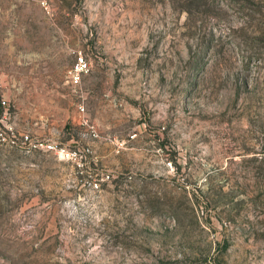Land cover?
I'll list each match as a JSON object with an SVG mask.
<instances>
[{"label": "rangeland", "instance_id": "obj_1", "mask_svg": "<svg viewBox=\"0 0 264 264\" xmlns=\"http://www.w3.org/2000/svg\"><path fill=\"white\" fill-rule=\"evenodd\" d=\"M0 81V264H264V0H0Z\"/></svg>", "mask_w": 264, "mask_h": 264}, {"label": "built area", "instance_id": "obj_2", "mask_svg": "<svg viewBox=\"0 0 264 264\" xmlns=\"http://www.w3.org/2000/svg\"><path fill=\"white\" fill-rule=\"evenodd\" d=\"M88 70V64H87V60L85 59L84 55L78 51L76 53L74 62L70 65L69 69H68V78L69 81L73 84L78 83L81 80V76L84 72H86ZM2 86V83L0 81V88ZM6 103V101L4 99H0V107L3 106ZM79 108L82 110L83 109V105H79ZM1 119V117H0ZM6 127V125H5ZM8 128V132H11V136L8 134L7 130L2 128L0 126V138L7 140L9 142H12L14 144H24L26 143V141L28 140L30 142V139L28 137L27 134L24 133H20L19 137L15 136V134L13 133L12 130V126L6 127ZM39 144V142L37 143H33V145H37ZM40 144L44 145L47 148H54V144L50 143V142H40ZM94 185H97L98 183L96 181L93 182Z\"/></svg>", "mask_w": 264, "mask_h": 264}]
</instances>
